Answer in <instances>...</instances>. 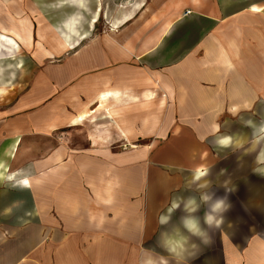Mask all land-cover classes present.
<instances>
[{
	"label": "crops",
	"instance_id": "obj_1",
	"mask_svg": "<svg viewBox=\"0 0 264 264\" xmlns=\"http://www.w3.org/2000/svg\"><path fill=\"white\" fill-rule=\"evenodd\" d=\"M22 2L0 0V25L21 28L17 17H27L31 33L18 45L0 26V101L4 77L21 67L1 52L35 49L22 94L0 102V177L8 168L16 181H0V264H264V238L250 244L253 258L245 252L264 232L242 225L253 182L258 193L257 152L228 161L232 146L213 139L217 111L247 117L264 90V0H27L19 10ZM35 4L61 17L47 44ZM239 190L235 209L227 192ZM218 199L229 205L212 213L219 229L204 222ZM188 216L210 245L183 227Z\"/></svg>",
	"mask_w": 264,
	"mask_h": 264
},
{
	"label": "rangeland",
	"instance_id": "obj_2",
	"mask_svg": "<svg viewBox=\"0 0 264 264\" xmlns=\"http://www.w3.org/2000/svg\"><path fill=\"white\" fill-rule=\"evenodd\" d=\"M23 4H19L18 8L26 10V8L29 7V5H27V0H23L22 2ZM15 8V7H13ZM35 11L32 12V14H35L34 18L38 19V15H43L44 18L46 19L43 22H39V23H35V30L37 28H39V25H43L44 27H46V29L48 30L47 35L46 36V42L45 44H47L49 41L53 40V31L54 29L58 26V24L61 22V17L59 14V11L57 8H50L49 6H45V5H34ZM24 13V12H21ZM25 15V14H23ZM5 17V16H4ZM19 19V23H20V27L18 28L16 25L12 24L9 21H6L5 23H3L2 25H0L1 27L3 26V35L8 37L9 33H15L16 37L18 36L17 42L18 45L19 44H23V45H27L28 41H29V37L31 36L30 29L23 24V18L27 21H29L27 19V17H17ZM21 19V20H20ZM22 22V23H21ZM39 24V25H38ZM31 27V25H30ZM7 31V32H6ZM22 38V40H21ZM24 39V40H23ZM37 40V38L35 37V41ZM5 40H3L4 42ZM2 47H5L2 44ZM18 47V46H17ZM31 47V46H30ZM30 47H23V46H19V48L16 51V56L18 57V59H16L14 57V53H11L10 51L6 52L3 51L2 56H4V58H8V60L10 61H18L19 62V67L18 69H14L13 73L14 75L9 78V75H6L4 78L5 80H7L9 82V84L7 85V91L4 94V99L5 100H1L0 102L3 104H8L7 106L13 104L16 102V100L19 98V96L22 94L23 90L26 87V82L27 79L30 75V73L32 72V55H33V51L31 49H27ZM5 50V49H4ZM31 51V53H29ZM69 52V51H68ZM67 52V53H68ZM31 60V61H30ZM21 61V62H20ZM5 73H7V71H5ZM259 99H258V105H257V109H250V108H246V106L244 107L245 109L243 111H245L247 113V117H241L240 114L241 112H236V111H230L229 107L227 108V111H225L224 109L217 111L216 113V118L214 119L218 124H219V129H220V133H217L214 135L213 139L218 142V144L220 146H223L219 143L220 140L219 138H224L227 142L228 145L227 146H223V147H230L232 146V148L227 149L226 150V157H228V161L232 160L233 158H242L244 160L247 159H251L252 161V155H249L250 151L257 152V155L261 152H264V90H259ZM229 104V103H228ZM231 104V103H230ZM228 106V105H227ZM3 108V107H0ZM233 110L236 109V107L232 108ZM254 110V111H252ZM244 112V114H246ZM253 112V113H252ZM252 113V116H250V114ZM250 147V148H249ZM3 152V151H2ZM5 153H2L1 157L5 158ZM224 153H222L223 155ZM254 156V154H253ZM257 158V156H256ZM261 163L258 164V166L260 167L262 164H264V156H261ZM5 160V159H4ZM3 161V160H2ZM258 166L257 167H253L254 171L253 173H255V170L257 171L259 177L258 179V193L257 196H255V188L256 187V183L253 182V185L250 186L249 191L244 195V197L242 198L243 202L248 206L247 210L248 213L243 215V221H245L242 225L243 227H247V226H257L259 229L258 231L260 233L264 232V177H262V175L260 174V172L258 171ZM233 167V166H232ZM232 167L228 166L227 170L229 173H236ZM247 169V166L244 167L243 171L246 172L245 170ZM242 171V172H243ZM9 171L8 168L7 170H2V176L0 177V181H3L5 178L9 179V181L11 183L16 182L10 175H9ZM247 173V172H246ZM246 173H244V175H246ZM238 175L240 174V172L238 171L237 173ZM242 174V173H241ZM249 178L243 176L242 177V186H244L245 188V184L248 185L249 187V183H246L245 181ZM38 181V180H37ZM7 182H3L1 183L2 188L5 187ZM227 184L228 189H230V186H233L231 189L232 191L234 190V182L231 181V177L228 178L227 180ZM239 185V183H238ZM238 189V187H237ZM251 190L253 191L251 193ZM227 192V200L228 202H234L235 205V209L237 207V204L239 202L240 197V190L239 192ZM238 191V190H237ZM54 209V208H52ZM38 213H36L34 216H37ZM58 214L56 213H52L51 217L54 220L58 219ZM239 215H232V214H228V218L229 217H233L236 218ZM20 223V228H24L28 222L25 221L23 223ZM238 224V223H237ZM245 232H248V234L254 229L251 230H247L244 229ZM53 233V230L51 231ZM264 238V235L261 236L259 239H255L253 241H251L249 243V245L247 246V250L246 252V257L248 258H253L250 257L251 255H249L248 253V249L250 247V244L254 243L255 241H259L261 239ZM247 239V238H246ZM229 248V247H228ZM231 248V247H230ZM236 248L240 249L241 246L238 244V246H236ZM235 250V249H234ZM253 256V255H252ZM261 257V256H260ZM264 262V261H263ZM202 261H196L195 264H201ZM163 264H169L164 262ZM229 264V263H227ZM239 264H246L245 262H240Z\"/></svg>",
	"mask_w": 264,
	"mask_h": 264
},
{
	"label": "clouds",
	"instance_id": "obj_3",
	"mask_svg": "<svg viewBox=\"0 0 264 264\" xmlns=\"http://www.w3.org/2000/svg\"><path fill=\"white\" fill-rule=\"evenodd\" d=\"M219 143L223 146L228 145V142L225 139L220 140ZM261 156H264V152H261L257 155V163L258 164L261 163V159H260ZM206 174L207 173H198L197 178L199 179L200 176L206 175ZM202 199L204 201H207L209 199V197L204 196V197H202ZM193 205H195V206L190 207ZM178 207H179L178 203L176 202V200H174L172 202L171 208L168 209L169 213H171L174 209H176ZM228 207H229V205L225 204L224 199L216 200V202L212 205L211 212H208L205 214L204 222L209 227H212L214 224L215 227L217 229H219L221 227V225L224 223L223 217L217 219L216 216L212 215V213L226 211ZM185 208L189 212H193V213L196 212L198 210V205H196L195 199L190 198L187 201V203L185 204ZM168 219H169L168 216H161L159 218V223L164 224L168 221ZM182 224L188 233H190L192 236L200 237L202 239V242L205 245H210L213 242L212 237H210V236L208 237L207 240H203V236L205 233H204L203 229L201 228L199 219L197 217L188 216V217L182 218ZM188 239H189L188 237H181L180 239H176L175 242H176L177 247L180 249L186 250L185 245L187 244ZM157 243L159 245V240L157 241ZM159 246L163 247L165 249V251H167L170 255H175V253H176V248L170 247V246H168V244L167 245H159ZM191 246L194 249L198 247L196 244H192ZM194 256H195V253H193V255L190 256V258H193Z\"/></svg>",
	"mask_w": 264,
	"mask_h": 264
},
{
	"label": "bare ground",
	"instance_id": "obj_4",
	"mask_svg": "<svg viewBox=\"0 0 264 264\" xmlns=\"http://www.w3.org/2000/svg\"><path fill=\"white\" fill-rule=\"evenodd\" d=\"M253 10H254V11H258V10H257V9H255V8H253ZM21 23H22V22H21ZM6 32H7V31H6ZM9 35H11V33H10ZM12 36H13V35H12ZM21 40H22V38H21ZM23 40H24V39H23ZM63 46L65 47V44H63ZM66 46H67V45H66ZM1 88H2V89H4V87H3V86H2V87H0V93H1Z\"/></svg>",
	"mask_w": 264,
	"mask_h": 264
}]
</instances>
